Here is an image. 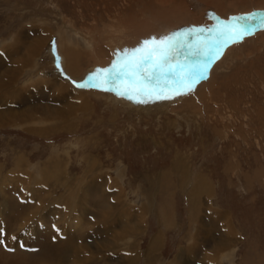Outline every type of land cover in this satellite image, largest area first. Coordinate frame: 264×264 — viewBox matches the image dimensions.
I'll return each mask as SVG.
<instances>
[{
  "label": "rangeland",
  "instance_id": "374dc122",
  "mask_svg": "<svg viewBox=\"0 0 264 264\" xmlns=\"http://www.w3.org/2000/svg\"><path fill=\"white\" fill-rule=\"evenodd\" d=\"M162 11L169 15L148 21L170 31L262 13L264 0H0V70L34 46L17 91L51 79L76 87L58 65L69 55L72 75L91 69L75 51L91 50L87 37L101 41L126 18ZM130 37L117 50L144 39ZM102 44L97 54L110 55ZM79 89L90 90L84 107L68 106L67 91L56 102L55 81L26 96L62 110L42 132L0 127V264H53L62 250L60 264H132L119 250L126 244L138 251L135 264H264V29L226 46L166 109L153 107L167 100L124 105ZM142 209L143 218L129 213ZM76 240L88 245L74 258Z\"/></svg>",
  "mask_w": 264,
  "mask_h": 264
},
{
  "label": "snow or ice",
  "instance_id": "6c2138e0",
  "mask_svg": "<svg viewBox=\"0 0 264 264\" xmlns=\"http://www.w3.org/2000/svg\"><path fill=\"white\" fill-rule=\"evenodd\" d=\"M190 31L150 36L118 50L107 67L96 68L77 87L114 92L137 103L168 100L193 91L224 47L264 29V13H247ZM192 37V39H189ZM59 66V65H58ZM3 241L0 240V244Z\"/></svg>",
  "mask_w": 264,
  "mask_h": 264
},
{
  "label": "bare ground",
  "instance_id": "6f19581e",
  "mask_svg": "<svg viewBox=\"0 0 264 264\" xmlns=\"http://www.w3.org/2000/svg\"><path fill=\"white\" fill-rule=\"evenodd\" d=\"M262 13H264V12H262ZM142 14L145 15V16H142V18H137V19H135V18H126V19H124L121 22L119 28H116L113 31L111 30V32H108V34H102L101 41L98 40L97 34L94 36L93 40H92V37H87L86 36L87 39H88L87 43L88 44L92 43L90 51H86L84 49H83L84 51H81V50H78V49H76V50L73 49V50H75L78 53V57L81 59L82 62L83 61H89V58L92 59V61H94V66L91 69H89L86 73H82L81 72V73H78L77 75H72L70 73L69 67L71 66V63H72V57L71 56L69 57V55H68L69 63L68 64H62V66L61 65L58 66L59 67L58 69H60L62 67L63 71L65 70V71H67L66 73H69V75L71 77H68V76L67 77L72 82V84L74 86H76V87L70 86V84L68 82L63 81L62 79H51V80H49V82H48L49 84L46 87L40 86L39 88H37V90L27 87V88H23V90L17 91L16 90V88H17L16 87V83H17V77L16 76H17V74L23 73V70L25 68H27L31 64L30 60H31V58H33L32 55L34 53V49H33L34 46L32 48H30V50H28V52L26 53V55H25L23 60H21V58H19L17 60L14 59L13 62H11L10 64H6L5 63V66L0 70V127L22 126L25 129L29 130L30 132H34V131L42 132L43 131V127H40V126H41V124H44L47 121L44 118H49L51 116H54V117L63 116L60 113L62 110L59 109L58 106L57 107H53L57 103L56 104L54 103L55 105H52L53 102H50L48 104H42L41 102H38L37 101L38 99H37L36 101L38 103H36V104H32L31 102L25 104L26 101H24V100H26V96L28 94H31L32 91H35V92L36 91L38 92V91H41V90L52 91L53 88H54V81L57 83V86H58V90H57L56 96H55L56 102L59 100V98L61 99V97L64 96V93L67 91L68 93L65 94V97H66V99L67 98L69 99V101H68L69 103L67 102L68 106L70 104V107H71V105L78 106V107H80V106L84 107V105L86 103V97H85V99H81V94H84V93L88 94L90 92V90H88V89L80 90L79 87H77V85L73 83V81H76L77 83H81V81L88 74H91L96 68L107 67L110 64V62L114 59V54L117 53V51H118L117 48L121 47V45L123 43H125V40L130 35H131V37H130L129 41L137 43L142 38H145V37L151 35L152 33H154L155 36H161V35L170 34L169 32L172 31V30H174L173 32H181V33H183L185 31H190L193 28H198V26H191V27H188V28L184 27V26H173V27L170 26V29H171L170 31H165V29H163V28L155 29V27H157L159 25L168 24V23H165V22H162V21H158L157 24L153 25V24H151L148 21L149 18L157 17V16L163 17V16L169 15V14H164L163 11L162 12H158V13H150L149 12L148 16H146L147 14H145V13H142ZM211 17H212V15H211ZM212 19L215 20V18H213V17H212ZM203 26H207V25H203ZM259 30H262V29L257 28V29H255V32L259 31ZM189 39H192V37H189ZM39 42H41V41L39 40ZM100 43H104V44L108 45V48L110 49V55H106V53H101V54L99 53V55L97 54V50H98V47L100 46L99 45ZM104 44H102V45H104ZM33 45H35V44H33ZM136 45L137 44L133 45V47L136 46ZM67 48L72 49L71 46H69ZM37 49H39V48H36V50ZM66 49H63L62 51H64V53H67L68 49L67 50ZM1 60H2V57L0 55V61ZM0 64H2V63H0ZM31 77H29V78H31ZM30 83H33V81L30 82ZM24 85H25V83H24ZM93 90H94L95 93L104 94L105 96L107 95L110 98H112V99L116 100L117 102H120L121 104H124V105H128L130 103H133V101H131V100L125 98V97L117 96L114 92H106V91H102V90H99V89H96V88L93 89ZM180 96L182 97L183 95H180ZM94 97H95V95H94ZM62 98H64V97H62ZM36 101H34V102H36ZM168 102H169L168 100L164 101V102H161L158 105H155V107H153V108H156V109L164 108V109H166L167 105L169 104ZM172 103H174V102H172ZM6 105H13V106L17 105V106L15 108L14 107L13 108L12 107L8 108V106L6 107ZM63 114L67 115V110H64ZM31 124L32 125L36 124V125L31 126ZM22 160L26 162L25 159H22ZM46 165H44V166H46ZM39 172L41 173V177H43L45 181L47 179H49V174H50L49 172L50 171L48 172V167H43V169L40 170ZM129 213H130V215L132 214L133 216L139 217V218H143V215L145 214V212L143 213V209L141 210V214H140L139 211H134L132 213V210H130ZM105 229L108 230V228H105ZM121 239H122L121 237L117 238V240L119 242L122 241ZM72 242L74 244H72V245L69 244L70 246H68V250H70V253L75 258V256L77 257V254L79 252L82 253L80 248H79V246L88 245V243L83 242V244L82 243L78 244L80 242L79 240L72 241ZM160 243H161L160 234H156L154 237H152V239L149 242L148 247L145 250V258H146L147 261L149 259H151V258H149L150 255L153 254V251H155L159 247ZM131 247H132V245H131ZM119 250H120V252H121V250L125 251L126 255L132 254L131 258L127 257L128 259H126V260H129L130 262H132V264H135V262H136V260L138 258V251H136V249L134 247L132 249V248L129 247L128 244H126L124 246L121 245ZM84 251H86V250H84ZM80 253L78 255H83V253L82 254H80ZM54 254H55L54 255L55 256V260L54 259L51 260V261H54L53 264H60V262H58V261L59 260L62 261L64 259V257L68 255L67 252H64L63 250L60 251V252H56ZM207 256H209V255H207ZM68 258H70V257H68ZM63 261H65V260H63ZM70 262H71V259H70ZM77 262L80 263V261H78V260H77Z\"/></svg>",
  "mask_w": 264,
  "mask_h": 264
},
{
  "label": "water",
  "instance_id": "95a60500",
  "mask_svg": "<svg viewBox=\"0 0 264 264\" xmlns=\"http://www.w3.org/2000/svg\"><path fill=\"white\" fill-rule=\"evenodd\" d=\"M260 29V28H259ZM255 32V31H254Z\"/></svg>",
  "mask_w": 264,
  "mask_h": 264
}]
</instances>
